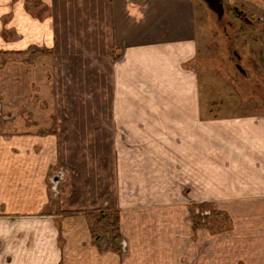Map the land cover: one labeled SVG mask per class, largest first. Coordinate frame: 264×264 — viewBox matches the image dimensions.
<instances>
[{
    "label": "crops",
    "instance_id": "crops-1",
    "mask_svg": "<svg viewBox=\"0 0 264 264\" xmlns=\"http://www.w3.org/2000/svg\"><path fill=\"white\" fill-rule=\"evenodd\" d=\"M196 22L192 0H0L1 53L46 52L44 69L68 74L51 87L87 73L78 85L91 78L97 92L109 91L69 120L80 137L100 141L108 126V145L94 143L93 154L108 153L114 169L107 200L125 245L102 251L85 215L90 205L58 211L47 198L17 208L19 219L2 212L0 264H264V113L204 114ZM79 118L98 123L85 131ZM92 179L83 181L91 189ZM206 203L228 217L229 230L194 229L191 209Z\"/></svg>",
    "mask_w": 264,
    "mask_h": 264
},
{
    "label": "rangeland",
    "instance_id": "rangeland-1",
    "mask_svg": "<svg viewBox=\"0 0 264 264\" xmlns=\"http://www.w3.org/2000/svg\"><path fill=\"white\" fill-rule=\"evenodd\" d=\"M192 1L197 11L198 32V57L194 65L202 84L204 114L214 118L264 113V1L225 0L224 6L229 9H224V18L219 22L217 15L201 0ZM231 8L242 11L252 22L256 28L253 35L240 33V22L235 21ZM70 44L82 46L81 42ZM233 52L240 56V61L233 58ZM46 56L48 53L41 51L34 56L0 52V215L8 211L12 214L8 216L10 219H19L14 214L19 213L17 208L33 207L34 203L38 206V202L43 203L47 198L46 208L58 211L67 207L80 210L90 205L93 209L89 212L95 211L102 216L104 224H110V228L103 226L97 231L103 237L101 250L114 251L112 246L116 245L118 253H122L123 236L120 228L118 234L113 226L119 211L110 207L107 200L115 194L114 169L108 162V153L99 157L95 150L93 154L94 143L99 147L108 145V126H101L107 133L105 140L100 141V136L80 137L79 130L73 131V122L69 120L77 110L89 109L90 97L107 101L109 91L97 92L98 87L88 83L91 78L84 85H78L76 78L87 73L69 74L72 83L63 90L51 87L58 84L61 75L68 74L55 66L44 69ZM236 65L241 66L245 74L239 72ZM88 75L93 78L92 71ZM63 91L70 97L71 109L62 100L65 99L60 94ZM105 109L106 104L95 105V114ZM79 120V127L85 131L90 124L98 123ZM19 134H30V138L18 137ZM24 140L23 145L17 144ZM19 173L26 174L22 180L17 178ZM92 178L98 185L94 184L91 189L84 182ZM18 179L24 182L20 186H17ZM25 192L34 193L38 201L29 195L30 200L24 199ZM192 209L190 218L197 231L212 227L213 234L218 235L229 230L228 217H222L214 204H198Z\"/></svg>",
    "mask_w": 264,
    "mask_h": 264
},
{
    "label": "trees",
    "instance_id": "trees-1",
    "mask_svg": "<svg viewBox=\"0 0 264 264\" xmlns=\"http://www.w3.org/2000/svg\"><path fill=\"white\" fill-rule=\"evenodd\" d=\"M264 1V0H263ZM240 33L241 34H245L246 36H251V34L253 35V33L256 32V28L250 24H245L243 23L241 26H240V29H239ZM77 212V211H76ZM119 214V213H118ZM116 214V217H115V222H113V226L114 228H116L118 234H119V228H120V215ZM86 218L88 220V224L90 225V228H91V231H92V235H93V239H94V242H96L97 246L100 248V249H103L102 248V236H100V234L97 233V231H100L102 230L104 227H109L110 228V224L109 223H106L104 224L102 221H103V218H101L102 216H98L96 214L95 211H88L86 212ZM104 226V227H103ZM194 229H196L195 227V222H194ZM116 235L119 239V236L120 235ZM115 236V235H114ZM115 247L112 246V248H114L113 250L115 252H119V248L118 246L114 245ZM120 246H121V243H120Z\"/></svg>",
    "mask_w": 264,
    "mask_h": 264
},
{
    "label": "water",
    "instance_id": "water-1",
    "mask_svg": "<svg viewBox=\"0 0 264 264\" xmlns=\"http://www.w3.org/2000/svg\"><path fill=\"white\" fill-rule=\"evenodd\" d=\"M202 1L207 5L209 10H211L217 15L218 22L223 20L224 13H225L223 0H202ZM236 11L238 12V9H236ZM233 56L235 60L240 61L241 58H239L240 56L237 53H233ZM236 67L238 71L244 73V70H242L241 66L236 65ZM121 246L124 247L125 246L124 243L121 242Z\"/></svg>",
    "mask_w": 264,
    "mask_h": 264
},
{
    "label": "flooded vegetation",
    "instance_id": "flooded-vegetation-1",
    "mask_svg": "<svg viewBox=\"0 0 264 264\" xmlns=\"http://www.w3.org/2000/svg\"><path fill=\"white\" fill-rule=\"evenodd\" d=\"M202 1V0H201ZM225 0H223V2H224ZM203 2V1H202ZM204 3V2H203ZM205 4V3H204ZM206 5V4H205ZM207 6V5H206ZM209 9V8H208ZM224 9L226 10V11H228V9H226V7L224 6ZM231 14H233V16H234V19H235V21H238V22H240V26L243 24V23H245V24H250V25H252L253 26V24H252V22L251 21H249L248 20V18L245 16V14L242 12V11H240V10H238V12L236 11V9L235 8H231ZM224 15H225V13H224ZM218 18V17H217ZM224 18V17H223ZM234 25V24H233ZM229 26H232V23H230V25ZM233 53H236V52H233ZM241 60V59H240ZM237 61H239V60H237ZM240 72V71H239ZM257 72H259V70H257ZM242 73V72H241ZM243 74H245V72L243 73Z\"/></svg>",
    "mask_w": 264,
    "mask_h": 264
}]
</instances>
